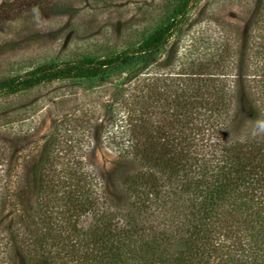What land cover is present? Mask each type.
I'll list each match as a JSON object with an SVG mask.
<instances>
[{
	"label": "trees",
	"instance_id": "16d2710c",
	"mask_svg": "<svg viewBox=\"0 0 264 264\" xmlns=\"http://www.w3.org/2000/svg\"><path fill=\"white\" fill-rule=\"evenodd\" d=\"M193 1L135 47L0 80L14 96L137 66L112 114V197L100 173L59 163L54 136L32 162L0 140V264H264V5L245 39L159 61Z\"/></svg>",
	"mask_w": 264,
	"mask_h": 264
},
{
	"label": "rangeland",
	"instance_id": "374dc122",
	"mask_svg": "<svg viewBox=\"0 0 264 264\" xmlns=\"http://www.w3.org/2000/svg\"><path fill=\"white\" fill-rule=\"evenodd\" d=\"M181 1L0 0V80L48 63L109 57L135 47L165 23ZM262 4L264 0H194L158 60L166 59L175 43L192 51L211 49L223 37L245 39ZM136 68L0 96V140L15 144L23 160L32 162L54 136L52 151L59 163L74 159L100 173L112 197L108 177L124 172L108 144L109 136L119 134L112 114L117 119L123 115L121 93ZM26 163L23 171L31 166Z\"/></svg>",
	"mask_w": 264,
	"mask_h": 264
}]
</instances>
